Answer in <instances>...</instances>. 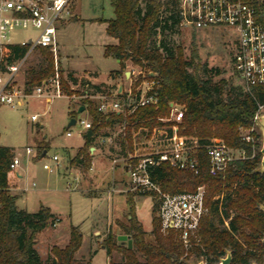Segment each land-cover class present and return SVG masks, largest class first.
Returning a JSON list of instances; mask_svg holds the SVG:
<instances>
[{"label": "trees", "instance_id": "1", "mask_svg": "<svg viewBox=\"0 0 264 264\" xmlns=\"http://www.w3.org/2000/svg\"><path fill=\"white\" fill-rule=\"evenodd\" d=\"M142 2V3H141ZM114 16L100 19L106 22V32L116 43L105 44L104 55L117 58L120 69L125 61L156 74L157 103L136 107L132 112L111 111L103 113L92 99H84L90 118V140L85 138L70 162L89 168V147L100 129L113 124L123 125L121 151L132 150V131L145 128L147 136L156 126H169L171 105L184 107L178 122V133L195 136L199 143L212 137L221 138L233 148L245 150L246 158L237 159L224 172L210 175L204 148L197 149L196 171L181 170L168 162L151 168L152 179L163 191H194L204 186L206 213L201 217L196 237H191L186 248L173 230L163 233L160 219L152 215L151 233L154 242L145 240L146 231L135 218L136 194L150 195L152 211L157 212L159 200L153 193L131 192L127 196L129 223L118 222L126 235L121 241L108 231L102 247L110 256L113 250L122 253L121 264H217L229 251L231 264H264V171L259 169L261 153L252 149L251 143L243 140L241 129L249 127L258 104H264V85L246 91L242 84L220 77L217 68L195 62L193 56H185L179 44H168L165 38L157 44L150 41L154 33L165 35L177 32L179 26V0H111ZM28 44H8L5 57L16 61L28 52ZM37 62L28 67L24 91L30 93L34 86L55 73L52 52L48 47L33 48ZM61 73V67L58 66ZM62 89L71 93L60 75ZM141 76L135 82L136 86ZM97 87V85H94ZM74 118V117H73ZM14 148L0 144V264H42L35 248L36 234L59 218L46 205L28 211L16 205L15 194L10 187L17 184V176L10 168ZM82 243V232L70 226L69 240L63 247L52 246V264H91L75 260V252ZM143 257V260L140 259ZM113 264V263H110Z\"/></svg>", "mask_w": 264, "mask_h": 264}, {"label": "rangeland", "instance_id": "2", "mask_svg": "<svg viewBox=\"0 0 264 264\" xmlns=\"http://www.w3.org/2000/svg\"><path fill=\"white\" fill-rule=\"evenodd\" d=\"M70 8V17L58 25L57 50L52 55L62 70L59 77L62 75L71 93L66 94L63 88L61 96L49 97L46 94L36 95L32 90L30 93L24 91L27 69L38 60L34 49L29 50L12 79L13 86L22 92L19 94L20 103L12 105L0 102V144L13 147L14 154L19 157L16 170L22 173V179L18 185L26 192L16 198V205L35 211L43 202L59 218L54 225L36 234L34 246L42 264H52V246L63 247L67 244L71 225L77 226L83 233L75 260H91V264H121L124 261L121 252L113 250L109 256L102 247L108 231L115 235L117 241L120 235H126L118 222L128 225L129 204L126 199L129 193L134 192L129 189L124 192L115 189L108 191L114 183L117 189L130 187L129 175L120 165L113 164L111 159H103L102 163V147L113 150L105 154L109 158L122 153L121 128L115 125L109 130L100 129L99 134L94 136L90 146L98 150L89 148L90 154L94 153L91 154L89 168L71 163L70 159L85 140L79 119L91 120L87 109H84L86 103L83 100L92 99L97 104L105 93L110 99L117 98L118 85L122 89L132 87L136 75L131 74V70L140 67L126 60L124 68L120 69L115 58L104 55L105 44L115 42V38L106 32V22L100 20L114 16L111 0H72ZM33 32L18 29L9 35L12 40H21ZM162 38L168 44L181 45L188 59L193 56L195 62L217 68L219 73L213 79L225 77L234 84H242L232 64L235 45L233 27H184L170 35L154 33L150 42L157 44ZM106 78L107 81H102ZM81 106L83 110L78 112ZM32 114L37 115L36 120L30 119ZM73 117L76 122L69 125ZM171 117L170 113V120ZM67 130L71 135H66ZM145 132L140 129L137 139L142 140ZM108 136L110 139L106 138ZM102 137L106 140L102 141ZM27 146L32 148L31 154L25 152ZM54 153L58 155L60 165L50 172L43 169L42 164L51 163L50 156ZM114 171L119 173L116 178L126 182L114 180L113 183ZM68 181L72 184L71 188L66 187ZM133 199V212L146 231L145 240L154 242L151 219L157 212L152 211V198L150 195L136 194ZM140 259L143 260V257L140 256Z\"/></svg>", "mask_w": 264, "mask_h": 264}, {"label": "built area", "instance_id": "3", "mask_svg": "<svg viewBox=\"0 0 264 264\" xmlns=\"http://www.w3.org/2000/svg\"><path fill=\"white\" fill-rule=\"evenodd\" d=\"M71 3L72 0H0V102L19 104L21 99L19 94L22 93L13 86L12 79L25 56L8 62L5 57V46L28 44V51L35 47H48L55 54L57 28L70 17ZM178 9L180 28L207 29L221 25L233 27L235 31L233 69L246 91L250 92L252 86L264 85V0H179ZM18 29L34 32L24 39L12 40L9 34ZM54 64V75L34 86L32 89L34 94L61 96L58 65L55 61ZM131 74L136 75V80L141 76L140 82L136 86L132 83V87L127 89H122L120 85L116 90L115 99H110L107 93L102 94L101 100L97 103L99 111L128 114L138 106L157 103L156 74L143 68L131 70ZM170 105L173 124L154 127L149 136L145 132L142 140H138L136 135L140 129H146L133 130L132 150L113 156L111 161L113 164L121 165L128 173L130 190L139 193L149 192L156 196L159 200L157 216L160 219V230L163 233L173 230L187 248L191 237H196L200 219L207 210L204 206V186L200 185L194 191H163L152 179L151 168L161 162H168L181 170L196 171L197 149L202 147L208 161V172L214 176L224 172L235 160L246 158L248 155L244 149L233 148L218 137H212L206 143H199L195 136L179 134L177 124L181 120L184 107L173 102ZM261 114H264V104L260 103L253 115L252 124L241 129L242 139L250 142L253 150L258 148L259 151L262 134L257 120ZM30 119L36 120L37 115L32 114ZM168 119L170 120V117L165 120ZM79 124L84 135L91 126V120L80 118ZM122 129L123 125L121 131ZM66 135H71V132L67 130ZM105 140L102 138V141ZM25 152L31 154L32 148L25 147ZM50 160L51 163L43 162L42 167L52 172L59 168L60 161L56 153L50 156ZM19 162V157L14 154L9 164L10 168L15 171ZM15 174L19 176L17 170ZM66 187H72L70 181L66 183Z\"/></svg>", "mask_w": 264, "mask_h": 264}, {"label": "crops", "instance_id": "4", "mask_svg": "<svg viewBox=\"0 0 264 264\" xmlns=\"http://www.w3.org/2000/svg\"><path fill=\"white\" fill-rule=\"evenodd\" d=\"M114 43H116V39H115V42ZM114 58V57H113ZM115 60L118 62V67H119V60L117 59V58H115ZM113 70H115V69H113ZM102 81H107V78L105 79V80H102ZM119 87H120V85H118V89H119ZM115 125H118L120 128H121V125H119V124H113V125H110V126H107V127H103L102 129H107V130H109L112 126H115ZM101 129V130H102ZM102 138H104V137H102ZM107 139L109 138L110 139V137L108 136V137H106ZM105 138V139H106ZM92 147V148H91ZM90 149H94V150H98V148H96V147H94V146H90L89 147ZM110 151H113L111 148H107V149H104L103 147H102V163H104L103 162V159H104V161L106 160H108V159H111L112 157L110 156V158L109 157H107V155L105 156V154L106 153H108V152ZM91 154H94V153H91ZM93 158V157H92ZM104 165V164H103ZM119 165V164H118ZM92 166H93V163H92ZM120 168H122L121 167V165H120ZM104 168L102 167V170H103ZM115 172V171H114ZM26 173V172H25ZM18 174H19V176H17L16 178H17V184H16V186L14 187V188H12V187H10V190L11 189H14V190H17V191H15V192H11L12 194H15L17 197L19 196H23V194L26 192V189H24V188H22L20 185H18L19 184V182H21V179H22V173L21 172H18ZM119 173L118 172H115V175H114V179H113V183H114V180H115V182L117 181L118 183H120V182H122L124 179H118V178H116V176L118 175ZM117 179V180H116ZM125 181V180H124ZM126 182V181H125ZM129 183V182H128ZM114 185H115V183H114ZM114 185H112L111 186V188L110 189H108V191L109 190H117L118 192H124V191H127L128 189L130 190V187L128 186V188L126 187V189L125 188H119V189H117ZM129 185H130V183H129ZM19 190V191H18ZM128 190V191H129ZM27 196H25V198H26ZM40 204H43V205H46V206H48L49 208H50V210L54 213V211L51 209V207L49 206V205H47V204H44L43 202H40ZM39 204V205H40ZM82 232V231H81ZM83 234V233H82Z\"/></svg>", "mask_w": 264, "mask_h": 264}, {"label": "water", "instance_id": "5", "mask_svg": "<svg viewBox=\"0 0 264 264\" xmlns=\"http://www.w3.org/2000/svg\"><path fill=\"white\" fill-rule=\"evenodd\" d=\"M82 110H83V106L79 107L77 111L81 112ZM75 120H76L75 118H71L68 124L71 125V124L75 123ZM257 124H258V127L261 131V134H262V144H261V148H260L261 158H260L259 169L261 171H264V114H261L259 116V119L257 120ZM91 135H92V131L90 129H88L84 133V137L87 140H90ZM261 208L264 210V205H262ZM124 237H125L124 235L119 236V238H124ZM263 239H264V237H263ZM196 264H205V263L202 260H200ZM217 264H231V253L228 251L225 256L220 258V260ZM250 264H256V263L252 262Z\"/></svg>", "mask_w": 264, "mask_h": 264}]
</instances>
